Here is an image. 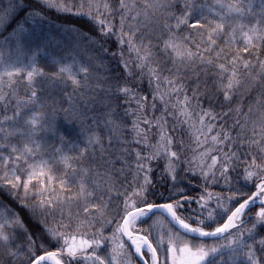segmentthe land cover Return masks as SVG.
I'll return each mask as SVG.
<instances>
[{
  "label": "snow or ice",
  "instance_id": "obj_1",
  "mask_svg": "<svg viewBox=\"0 0 264 264\" xmlns=\"http://www.w3.org/2000/svg\"><path fill=\"white\" fill-rule=\"evenodd\" d=\"M0 264H264V0H0Z\"/></svg>",
  "mask_w": 264,
  "mask_h": 264
},
{
  "label": "trees",
  "instance_id": "obj_2",
  "mask_svg": "<svg viewBox=\"0 0 264 264\" xmlns=\"http://www.w3.org/2000/svg\"><path fill=\"white\" fill-rule=\"evenodd\" d=\"M74 25H79L83 29H87V24L83 20H73L71 25H64V27H71ZM61 25L57 22L56 27H60ZM75 47L72 43V36L71 35H65L61 33L59 36H57L55 39H53L51 46L49 47L47 54H42L38 58V66L43 68L46 72H51L54 70L52 61L53 60H59L61 56H66L67 51L71 48ZM79 59V58H78ZM84 59H87L85 56ZM111 59V58H109ZM24 63H27V58H22ZM65 62H70L69 60H66ZM109 68H111L112 71H118L116 61L111 60V63L109 64V60H105L103 62V67H101V72H106ZM26 75V74H25ZM47 87V85H45ZM28 89H26L24 86H21L18 89L20 97H25L28 93ZM55 91L58 93V89H51L48 93H41L42 96L44 95H51V92ZM247 103V100L245 101Z\"/></svg>",
  "mask_w": 264,
  "mask_h": 264
}]
</instances>
